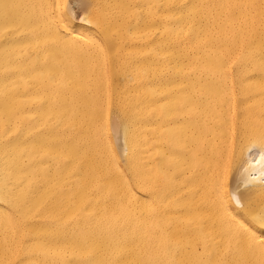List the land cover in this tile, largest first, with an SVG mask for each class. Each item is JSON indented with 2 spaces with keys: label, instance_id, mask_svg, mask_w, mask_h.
Instances as JSON below:
<instances>
[{
  "label": "bare ground",
  "instance_id": "1",
  "mask_svg": "<svg viewBox=\"0 0 264 264\" xmlns=\"http://www.w3.org/2000/svg\"><path fill=\"white\" fill-rule=\"evenodd\" d=\"M69 1L0 0V264H264V0Z\"/></svg>",
  "mask_w": 264,
  "mask_h": 264
},
{
  "label": "rangeland",
  "instance_id": "2",
  "mask_svg": "<svg viewBox=\"0 0 264 264\" xmlns=\"http://www.w3.org/2000/svg\"><path fill=\"white\" fill-rule=\"evenodd\" d=\"M68 9L70 13L75 17L79 18L83 13V6L78 2V0H70L68 3ZM80 14V15H79ZM123 57V56H122ZM127 57V56H124ZM128 62V61H127ZM117 112H114L116 114ZM231 184L234 185L235 183L231 180Z\"/></svg>",
  "mask_w": 264,
  "mask_h": 264
},
{
  "label": "snow or ice",
  "instance_id": "3",
  "mask_svg": "<svg viewBox=\"0 0 264 264\" xmlns=\"http://www.w3.org/2000/svg\"><path fill=\"white\" fill-rule=\"evenodd\" d=\"M261 151H260V159L264 161V144L260 145Z\"/></svg>",
  "mask_w": 264,
  "mask_h": 264
}]
</instances>
